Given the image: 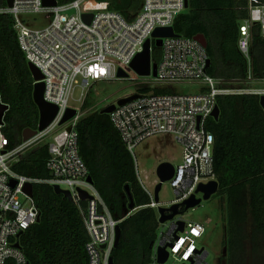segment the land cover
Instances as JSON below:
<instances>
[{
    "label": "built area",
    "instance_id": "2783aa9c",
    "mask_svg": "<svg viewBox=\"0 0 264 264\" xmlns=\"http://www.w3.org/2000/svg\"><path fill=\"white\" fill-rule=\"evenodd\" d=\"M185 9V0H142L132 20L109 8L107 1L71 0L46 6L43 0H0V15H10L16 31L20 50L27 63L41 74L33 84L42 82L44 101L54 104L57 112L43 129L12 148L7 147L4 137L3 116L0 120V264H27L23 251L16 247L21 232L37 222L39 209L33 199L36 184L57 185L70 192L78 206L88 234L86 250L89 264H109L114 245L116 220L109 212L92 183L87 181L88 170L78 151L76 124L86 115L83 104L90 86L98 81L118 79L120 69L127 73L132 60L150 42V59L154 61L153 46L156 37L153 31L159 27L172 26L175 17ZM45 13L48 23L32 29L24 16ZM83 14H91L89 20ZM237 48L247 62L243 77H219L207 73L209 59L205 47L195 37L182 35L161 38L156 62V74L150 73L141 87H166L169 92H136L137 96L123 104L114 103L109 113L113 126L129 152L144 139L162 133H170L181 146V160L174 166L173 176L168 180L175 199L172 204H181L192 195L197 196L199 184L215 180L213 164L214 136L207 129V121L217 98L225 95L264 96V76L252 71L250 47L253 36L264 39V3L248 0V16L238 26ZM210 65V64H209ZM135 72V71H134ZM127 78V77H125ZM197 84L193 92L180 93L177 87ZM78 85L81 93L79 106L69 104L72 90ZM0 104H5L0 95ZM67 109L74 114L61 122ZM264 111V107H263ZM47 144L45 162L48 177L40 178L19 173L13 165L31 148ZM32 187V195L25 191ZM86 191L91 198L86 206L80 205L78 190ZM147 206L157 208L159 201L151 196ZM174 216L168 229L162 231L152 243L150 260L157 264V250L165 246L168 258L181 264H203L207 256L204 247L197 245L206 231L203 223L184 221ZM184 221L183 230H178L177 221ZM164 224V223H161ZM176 235V237L174 236ZM167 258V259H168Z\"/></svg>",
    "mask_w": 264,
    "mask_h": 264
},
{
    "label": "trees",
    "instance_id": "16d2710c",
    "mask_svg": "<svg viewBox=\"0 0 264 264\" xmlns=\"http://www.w3.org/2000/svg\"><path fill=\"white\" fill-rule=\"evenodd\" d=\"M59 4L71 0H56ZM107 1L109 8L132 20L142 0ZM264 3V0H259ZM248 16V0H187V7L174 19L176 34L206 39L210 59L207 73L219 77H243L247 62L237 48L238 26ZM153 60L159 49L153 46ZM250 54L252 71L264 76V39L255 34ZM33 80L20 50L13 19L0 15V95L8 105L3 116L7 147L21 142L25 128L36 129L39 110L32 97ZM166 93V87H141L139 93ZM88 95H91L89 90ZM91 103L88 96L83 107ZM219 116L209 118L207 129L214 136L213 164L218 190L215 194L224 208L226 264H264V111L257 95H225L217 98ZM94 110L76 124L78 151L92 184L118 220L121 231L110 256L113 264H146L150 245L157 238V212L147 206L150 195L138 179L135 160L113 126L109 113ZM47 144L25 152L13 165L19 173L49 176L46 169ZM134 201L129 209L124 185ZM33 199L40 219L20 233L19 248L27 264H89L88 234L80 209L49 184L33 187ZM80 205L85 208L86 201ZM183 210V207H180Z\"/></svg>",
    "mask_w": 264,
    "mask_h": 264
},
{
    "label": "rangeland",
    "instance_id": "374dc122",
    "mask_svg": "<svg viewBox=\"0 0 264 264\" xmlns=\"http://www.w3.org/2000/svg\"><path fill=\"white\" fill-rule=\"evenodd\" d=\"M24 20L32 29L42 28L48 23L45 13L25 15ZM144 78L146 77L129 69L127 78L93 83L90 86L91 95H87V97L90 96L91 103L85 107V110L89 109L86 114L101 109L108 104L116 103L120 98L135 94L137 92L135 83L142 81ZM197 87V84H184L178 86L176 91L180 93L193 92ZM80 93L81 87L75 85L69 99L70 105H80L81 102L77 101ZM132 156L137 165L140 180L153 195L154 188L158 183L156 174L158 165L169 162L176 166L180 162L181 146L170 133L156 134L138 143L132 150ZM197 196H200V194H197ZM174 199L175 195L169 182H163L158 192L160 206L168 207ZM179 217L184 221H198L205 225V233L197 240V245L204 247L207 252L203 264H226V248L223 243L226 237V220L224 208L221 206L219 198L212 195L209 199L202 200L199 205L187 209ZM168 226L169 222L159 224L157 236L162 231H166ZM164 264H181V262L169 257Z\"/></svg>",
    "mask_w": 264,
    "mask_h": 264
},
{
    "label": "water",
    "instance_id": "95a60500",
    "mask_svg": "<svg viewBox=\"0 0 264 264\" xmlns=\"http://www.w3.org/2000/svg\"><path fill=\"white\" fill-rule=\"evenodd\" d=\"M8 4L11 3V0H7ZM43 4L46 6H52L56 4V0H43ZM187 7V0H185V8ZM91 17V14H83V18L86 20H89ZM177 35L172 26H168V27H159L156 28L153 33L152 36L156 37V40L154 42L155 47L159 48L161 46V38L162 37H167V36H175ZM195 38L204 46L206 47V39L204 37V35L199 34L197 36H195ZM150 42L149 40H147L144 43L143 46V50L141 52H139L136 57L132 60L130 66L133 69V71H135L138 75H148L150 73V68L152 70V74L153 76H155L156 74V62L152 61L150 59ZM210 64V59L207 60V64L206 66L208 67ZM31 77L34 80H38L41 78V74L39 73V71L31 64V63H27ZM118 78H125L127 77V73L122 71V70H118L116 73ZM42 92H43V84L42 82H37L35 84H33V90H32V97L33 100L35 102V104L38 107L39 110V120H38V125H37V130H43L54 118V116L56 115L57 112V107L54 104L48 103L46 101H44L43 96H42ZM137 96V94H132L130 96L124 97V98H120L117 100L116 104L120 105L123 104L127 101H130L131 99H134ZM259 104L260 106L263 108L264 107V96L259 97ZM115 104H108L105 107L102 108L101 112L103 113H110L113 109ZM8 105L7 104H0V120L1 117L4 113L5 110H7ZM74 114V110L73 109H67L61 122L66 121L67 119H69L71 116H73ZM212 116L214 119H217L219 116V108L218 106H216L212 112ZM36 132L35 129H30V128H25L22 130L21 132V137L22 139L26 140L29 137H31L32 135H34ZM174 173V165H172L169 162H163L161 164L158 165L157 169H156V174L158 177V183L156 184L154 191H153V199L154 201H158V192L161 188V184L165 181H168ZM87 181L89 183H92V179L90 176L87 177ZM53 190L55 193L57 194H62L65 198H67L68 200H71L72 197L70 195V192L67 190H63L61 188H59L57 185L53 186ZM218 190V182L216 180H210L208 183L205 184H199L196 193L200 194V196H195L192 195L190 198L184 200L181 204H172L171 206L168 207H161L159 206L157 208V211L159 213V218L158 221L159 223H165L168 220H172L174 218L175 215L177 214H182L184 211H186L189 208H193L197 205H199L201 203L202 200H207L209 199L213 194H215ZM25 191L29 194L32 195V187L31 185L27 184L25 187ZM124 191L128 197V205L127 207L129 209H134V201L132 198V194L130 192L129 186L128 184L124 185ZM79 197L81 200H86V199H90L91 196L84 190L79 189ZM183 207V210L180 209V207ZM40 219V215H38L37 217V222ZM178 223V230L182 231L183 230V225H184V221L179 220L177 221ZM120 235H121V231L119 226L117 225L115 227V239H114V245L113 247H116L119 239H120ZM174 236L176 237V235L174 234ZM16 247H19L18 244H15ZM150 248H152V244L150 245ZM168 258V252L165 249V246H159L158 250H157V264H164V262L167 260ZM109 264H113L112 263V258H109Z\"/></svg>",
    "mask_w": 264,
    "mask_h": 264
},
{
    "label": "crops",
    "instance_id": "0c3cea01",
    "mask_svg": "<svg viewBox=\"0 0 264 264\" xmlns=\"http://www.w3.org/2000/svg\"><path fill=\"white\" fill-rule=\"evenodd\" d=\"M147 139V138H146ZM132 154V153H131ZM180 160H181V157H180ZM136 164V163H135ZM136 171H137V165H136ZM137 175H138V179H139V181L142 183V185H143V187L145 188V186H144V184H143V182L140 180V177H139V174H138V171H137ZM146 189V191L148 192V194L150 195V198H151V196H153L151 193H150V191L147 189V188H145ZM156 210V209H155ZM158 218H159V213H158V211H157V220H158ZM159 222V221H158ZM159 224H161V223H159Z\"/></svg>",
    "mask_w": 264,
    "mask_h": 264
}]
</instances>
